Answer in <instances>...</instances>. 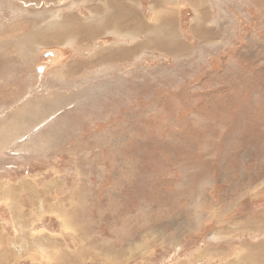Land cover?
I'll use <instances>...</instances> for the list:
<instances>
[{
	"label": "rangeland",
	"instance_id": "obj_1",
	"mask_svg": "<svg viewBox=\"0 0 264 264\" xmlns=\"http://www.w3.org/2000/svg\"><path fill=\"white\" fill-rule=\"evenodd\" d=\"M0 264H264V0H0Z\"/></svg>",
	"mask_w": 264,
	"mask_h": 264
},
{
	"label": "water",
	"instance_id": "obj_2",
	"mask_svg": "<svg viewBox=\"0 0 264 264\" xmlns=\"http://www.w3.org/2000/svg\"><path fill=\"white\" fill-rule=\"evenodd\" d=\"M38 70L41 71V68H39Z\"/></svg>",
	"mask_w": 264,
	"mask_h": 264
},
{
	"label": "bare ground",
	"instance_id": "obj_3",
	"mask_svg": "<svg viewBox=\"0 0 264 264\" xmlns=\"http://www.w3.org/2000/svg\"><path fill=\"white\" fill-rule=\"evenodd\" d=\"M229 223V222H228Z\"/></svg>",
	"mask_w": 264,
	"mask_h": 264
}]
</instances>
